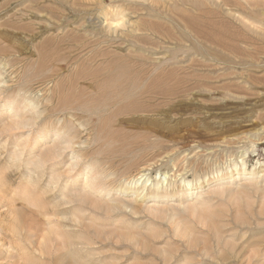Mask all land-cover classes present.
I'll return each instance as SVG.
<instances>
[{
  "label": "rangeland",
  "instance_id": "1",
  "mask_svg": "<svg viewBox=\"0 0 264 264\" xmlns=\"http://www.w3.org/2000/svg\"><path fill=\"white\" fill-rule=\"evenodd\" d=\"M73 231L76 264H264V0H0V264Z\"/></svg>",
  "mask_w": 264,
  "mask_h": 264
},
{
  "label": "bare ground",
  "instance_id": "2",
  "mask_svg": "<svg viewBox=\"0 0 264 264\" xmlns=\"http://www.w3.org/2000/svg\"><path fill=\"white\" fill-rule=\"evenodd\" d=\"M21 121V120H20ZM31 121V120H30ZM28 123V122H27ZM27 123H25V122H16L15 124H13V126L15 127V128H24V127H27V125L29 124H27ZM31 124V123H30ZM60 129V128H59ZM59 129H57L56 130V132H55V134H54V136H55V138L57 139L61 134L63 135L64 134V132L65 131H63V133H61L60 132V130ZM62 130V129H61ZM60 133H59V132ZM66 132H68V131H66ZM46 138H48V135L47 134H45V132H44V134L43 135H40V139L38 140V142L40 143V141H42L43 139H46ZM53 138V137H52ZM60 139H61V137H59ZM56 139H55V141H56ZM54 140H53V142H55ZM39 143H37V145H35V146H38L39 145ZM61 145H65V146H67V145H70V144H67L66 143V141L64 140V142H62V144ZM54 147V146H53ZM66 148L67 147H55V153L54 152H50L47 156H40V158H38V159H36L35 161H29L28 163L30 164V165H32V167H33V170H29V172H32V175L34 174V177L37 179V180H39V174H35V171H38L39 170V168L41 167V165L42 164H44L45 162H48V160H53V159H57V157H61V156H63L64 155V153L66 152ZM68 150V149H67ZM18 154V153H17ZM20 154H18V156H19ZM17 156V155H16ZM13 157H15V154H14V156ZM17 158V157H16ZM16 158H14V162H16V160H18V159H16ZM33 159V158H32ZM89 171V170H88ZM70 171L69 170H67V171H65V173L68 175V173H69ZM40 173V175H42V172H39ZM51 173H52V171L50 172V175H51ZM55 173H53V175H54ZM88 172H86V173H84L83 174V176H85V179L82 181V185H84V187L85 186H88V184H89V182H91L90 181V177H88ZM58 176V177H57ZM57 176H55V177H57V178H55V177H53L52 179H51V184H52V189L51 190H55V188H57V184H58V178H60L59 177V175H57ZM66 176V175H65ZM232 177V176H231ZM90 178V179H89ZM36 179H31L30 180V183H34V182H36ZM58 179V180H57ZM230 179V178H229ZM92 180V179H91ZM147 182V181H146ZM27 183V182H26ZM3 184V183H2ZM157 184H159V183H157ZM175 184V183H174ZM37 185V184H36ZM63 185V184H62ZM3 186V185H2ZM51 186V185H50ZM90 186V185H89ZM88 186V187H89ZM30 187H31V185H30ZM155 187V186H154ZM90 188V187H89ZM96 188V187H95ZM139 189V188H138ZM88 190V189H87ZM165 190V189H164ZM189 190V192H191L190 191V188L188 189ZM71 191V190H70ZM166 191V190H165ZM187 191V190H186ZM62 195L64 196V198L66 197L67 198V193H65V192H67V187L66 186H64L63 188H62ZM138 192H141V191H139L138 190ZM137 192V193H138ZM158 192V191H157ZM136 193V192H135ZM161 193V192H160ZM163 193V192H162ZM162 193H161V195H162ZM159 194V193H158ZM167 194V193H166ZM188 194V193H187ZM200 192H197V194L196 195H199L200 196ZM84 195V194H83ZM82 195V196H83ZM155 195V194H154ZM184 196V195H183ZM62 197V196H61ZM88 197V196H87ZM157 197V196H156ZM163 198V197H162ZM80 199V198H79ZM70 200V199H69ZM68 200V201H69ZM67 201V202H68ZM68 203H70V202H68ZM80 203V202H79ZM82 204H84L83 202H81ZM35 204V203H34ZM38 204V203H37ZM46 204V203H45ZM57 204V203H56ZM67 204V203H66ZM86 204V203H85ZM72 207V206H71ZM70 207V208H71ZM75 207V206H74ZM33 208V207H32ZM32 210H34V208L32 209ZM74 210V209H73ZM72 210V211H73ZM81 210V209H80ZM29 211H31V209H29ZM36 211H38V210H36ZM78 212H79V208H78V210H77ZM82 211V210H81ZM64 212V211H63ZM31 213H33V212H31ZM36 213V212H35ZM34 213V214H35ZM58 213V212H57ZM57 213L55 214V213H52V214H55V217L57 216ZM80 213V212H79ZM83 213H85V212H83L82 211V214ZM60 215H61V213H59ZM70 214V213H69ZM69 214H67L66 213V215H69ZM42 215V214H41ZM64 215H65V213H64ZM73 215V214H72ZM54 216V215H53ZM62 216V215H61ZM71 217H75V214L73 215V216H71ZM76 217H77V215H76ZM72 218V219H73ZM79 218V219H78ZM78 218H74L75 220L76 219H78V220H80V217H78ZM89 218V217H88ZM71 219V218H70ZM47 220V219H46ZM50 220V219H49ZM72 221V220H71ZM15 224L17 225V226H15V224H13L12 226L14 227H16V230L13 228V230L16 232L17 231V227H19L18 226V223H17V221H16V219H15ZM76 222V221H75ZM81 222V221H80ZM57 225V224H56ZM65 226V225H64ZM63 226V227H64ZM131 226V225H130ZM50 228V227H49ZM20 228H18V230H19ZM53 230H54V228H53ZM57 231V230H56ZM48 232L49 233H52V232H50V230H48ZM63 232V231H62ZM74 232V231H73ZM49 233H48V235H49ZM61 233V232H60ZM60 233L58 234V235H60ZM66 232H64V234H65ZM75 233V232H74ZM74 233H67L68 234V237H67V239H66V241H63V240H65V239H63L62 240V244L60 245L61 247V249H63L64 250V253H59V252H57V253H59V254H57V262H59V263H55V264H61V263H65V264H71V263H75L74 261L76 260L75 258H77V259H80L81 258V256L79 255L81 252H80V250H77V248H75V246H76V243H74L72 240H74V239H76V241L77 240H79L80 239V237L78 238V235H77V232L74 234ZM17 234V233H16ZM62 234L63 233H61V235L60 236H62ZM64 234H63V236H64ZM20 235V234H19ZM44 235V234H43ZM57 235V234H56ZM62 236V237H63ZM17 237H18V235H17ZM20 237V236H19ZM18 237V238H19ZM45 237V236H44ZM43 237V238H44ZM58 237V236H57ZM39 239V246L38 247H36L32 242H30L29 241V239H31V238H29L28 240H27V242H29V247L28 246H26L25 245V247L23 246V245H21V248H18V249H20V251H21V256L19 255V257H18V259H17V261H14L12 264H17L18 263V261H20V260H22L23 261V263L24 264H31L30 262H31V260H33V262H34V260H38V261H43V260H41L42 259V256L44 255V251H43V247H42V242H41V240H44V239ZM59 238V240H60V237H58ZM63 238H66V235L63 237ZM82 238V237H81ZM84 238V237H83ZM48 239V238H47ZM17 240V239H16ZM53 240V239H52ZM61 241V240H60ZM82 241H83V245H85V248H84V252H86V254H88L89 252H90V250L88 249V245H89V243H88V241H89V239L87 240H84V239H82ZM59 242V241H58ZM78 242V241H77ZM86 242V243H85ZM78 244V243H77ZM20 245V244H19ZM37 245V244H36ZM44 245V244H43ZM87 247V248H86ZM47 248V247H46ZM83 249V248H82ZM19 251V252H20ZM56 252V251H55ZM18 253V252H17ZM85 254V253H84ZM11 255V254H10ZM50 255V254H49ZM89 255V254H88ZM52 257V256H51ZM50 257V258H51ZM85 257V258H84ZM82 256V262H80V264H90L89 263V261H87L86 260V255L85 256ZM58 258H59V260H58ZM70 259L69 260V263H68V259ZM9 261L11 260V257L10 256H8V258H7ZM88 259V258H87ZM52 261H53V259H52ZM76 261H81V260H76ZM54 262H56L55 260H54ZM71 262V263H70ZM9 263V262H8ZM35 264V263H34ZM43 264V263H42ZM76 264V263H75Z\"/></svg>",
  "mask_w": 264,
  "mask_h": 264
}]
</instances>
